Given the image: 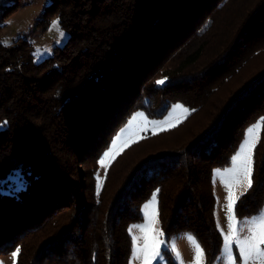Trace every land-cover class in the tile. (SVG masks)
<instances>
[{
  "label": "trees",
  "instance_id": "obj_1",
  "mask_svg": "<svg viewBox=\"0 0 264 264\" xmlns=\"http://www.w3.org/2000/svg\"><path fill=\"white\" fill-rule=\"evenodd\" d=\"M54 19L70 37L40 63L29 41L5 46L0 24V257L130 264V226L159 190L165 241L190 234L214 264V173L264 119V0H50L43 26ZM176 105L182 122L132 143L98 179L136 114L160 120ZM253 159L239 220L264 208V131Z\"/></svg>",
  "mask_w": 264,
  "mask_h": 264
},
{
  "label": "snow or ice",
  "instance_id": "obj_2",
  "mask_svg": "<svg viewBox=\"0 0 264 264\" xmlns=\"http://www.w3.org/2000/svg\"><path fill=\"white\" fill-rule=\"evenodd\" d=\"M59 20L54 21L52 28L59 30ZM62 35V33H61ZM158 84L165 83L164 80L157 81ZM182 112H187L182 106H177ZM176 126V119H169L164 122H152L153 134L159 131H166L169 127ZM147 124H142L139 130H144ZM259 131H264V119L259 122V125L249 129L247 137L239 152L232 159V167L227 170L225 175V187L228 189L227 195V220L228 230L223 234L224 247L223 252L228 257V264H237L233 257V246L238 249L239 259L241 264H264V213H261L258 219L252 221H239L236 216L235 208L241 195H244L253 187L254 175V149L259 142ZM138 131H130L129 133H121L116 138V143L113 144V150L106 153L104 158L100 160L101 167H108L109 161L115 158L125 147L131 143L138 142L136 136ZM119 145V147H117ZM243 189L239 195V189ZM159 190L153 195L151 201L145 205L144 211L146 223L136 225L130 229L133 233L134 242V261H140V264H154L158 260H162V248L169 247L168 242L164 239V233L157 225L159 223V208H158ZM248 225L246 229L241 228V224ZM139 233V235H135ZM190 246L193 248L192 264H206L205 252L196 238L190 234L186 236ZM170 248L175 252L178 264H184L183 258L176 249L175 240L171 241ZM19 254V249L13 254V259Z\"/></svg>",
  "mask_w": 264,
  "mask_h": 264
},
{
  "label": "rangeland",
  "instance_id": "obj_3",
  "mask_svg": "<svg viewBox=\"0 0 264 264\" xmlns=\"http://www.w3.org/2000/svg\"><path fill=\"white\" fill-rule=\"evenodd\" d=\"M16 4L18 5V8L14 12H11L7 16H5L6 12L13 5H16ZM49 5H50V0H0V24L2 25V28H3L2 29V43L5 46L9 47V46H12L19 39L29 41L30 43H32V45L34 47V60L36 63H40L44 60L49 59L52 56L55 48L64 47L66 45L70 35L61 26L59 27V30L52 28L53 22L57 21V19H54L51 22V24L49 26H47L46 28L42 24L44 21V12ZM61 33H62V35H61ZM177 106H181V105H176V106L172 107V109L169 111L167 116L163 119H160V120H149L142 113L136 114L133 117V119L130 121V123L127 125V127L124 130H122L118 136H120L121 133L127 134L130 131H138V135L136 136V139L139 140L147 134H153L152 122L160 123V122H164V121L169 120V119H176V126H177L189 114L188 111L187 112L180 111L177 108ZM182 108L186 109L183 106H182ZM259 122L252 125L251 127H249L247 129V132L249 131V129H252L253 127L258 126ZM142 124H147V127L144 130H139L140 126ZM171 128H173V127H169V129H171ZM158 132H161V131H159L157 129V133ZM247 132H246V137H247ZM260 132L261 131H259V133H258L259 138H260ZM245 140H246V138H245ZM244 141H243V143H244ZM114 143H116V139H115ZM242 144H241V146H242ZM117 147H119V145H117ZM127 147H125L124 149H126ZM124 149L122 151H124ZM112 150H113V145H112L110 151H112ZM122 151H120L119 154ZM117 156H115V158ZM114 159H112L111 161L108 162L109 165ZM107 168L108 167H106V168L101 167L100 168V172L98 174V179L100 181L103 179ZM230 168H228V169H230ZM228 169L218 170L214 173V187H215V197H216V221H217L218 229H219L221 234L227 233V230H228V220H227V211H226L228 189L225 187V181L227 180V176L225 175V173L227 172ZM83 176L85 177L86 174ZM77 179H79V178H77ZM84 183H86V182H84ZM79 191H82V190H79ZM242 191H243L242 188L239 189V191L237 192V195H239L240 192H242ZM241 196H243V195H241ZM150 201H151V199L146 204H148ZM145 205L142 208V212L144 215L143 222L131 225L130 229L133 226L143 225L147 222L146 216H145V211H144ZM261 213H264V208L258 215L254 216L252 218H247V219H242V220H239L238 218L237 219L241 222L252 221L253 219H258L260 217ZM247 226L248 225H245L243 223L241 224L242 229H246ZM157 227L160 230H162L160 218H159V223H158ZM130 229H129V231H130ZM130 235L133 239L134 234L130 232ZM135 235H139V233H135ZM187 235L188 234L178 235V236L174 237L173 239L175 240L176 249L179 251L181 257L183 258L184 264H192L193 248L190 246L188 240L186 239ZM222 238H223V234H222ZM173 239L171 241H173ZM171 241L168 242L169 247H163L162 248V260H158V261L154 262V264H166L165 258L163 255L164 250H170L174 254L175 261L178 264V260H177V257L175 255V252L172 251L170 248ZM223 247H224V241L222 244L221 254L214 264H228V257L224 254ZM13 254L14 253L2 255L0 257V264H16L17 256L15 259H13ZM232 255L236 259L237 264H241L240 259H239V252L235 246H233ZM133 256H134V242H133V253H132V256L130 259V264H140V261H134ZM205 261H206V257H205ZM206 264H207V262H206Z\"/></svg>",
  "mask_w": 264,
  "mask_h": 264
}]
</instances>
